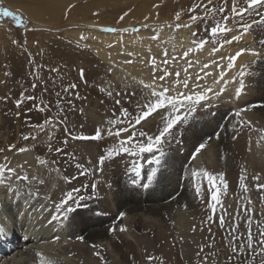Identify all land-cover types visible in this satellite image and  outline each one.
I'll list each match as a JSON object with an SVG mask.
<instances>
[{
    "label": "rangeland",
    "instance_id": "1",
    "mask_svg": "<svg viewBox=\"0 0 264 264\" xmlns=\"http://www.w3.org/2000/svg\"><path fill=\"white\" fill-rule=\"evenodd\" d=\"M238 3L246 7L243 0H238ZM47 4L52 6L48 5V9ZM194 4H207V0H0V9H7L21 17L22 21L18 24L13 16L0 14V163H7L17 172L15 176L6 174V179H0V183L4 182L5 187L0 191V210L1 207L7 208L5 205L11 206L7 203H12L14 209L9 211L17 213L20 201H30L34 203V209L45 208L44 211L53 215L56 212L55 205L59 203L56 201L57 196L79 188L80 192L73 193V196L77 199L80 196L84 198L78 205L70 201L71 207L75 206L73 210L83 207L89 209L99 221L89 224L87 231L108 225L105 235L101 237V242L106 244V248L100 246L98 255L108 250L120 264H261L264 255L250 253L248 250L233 253L231 248L233 236L241 238L236 241L237 246L246 242L249 231L246 206L252 209L251 233L254 241L259 240V230L264 228V108L259 99L254 100L258 102L235 106L215 101L216 98L202 101V107L198 106L195 113L187 116L174 128L172 136L168 137L163 145L164 157L159 165L148 163L153 158L148 153L137 157L123 153L106 159L102 166L98 163L99 157L118 143L116 137L107 135V130H115L119 125H110L108 121L119 118L121 108L127 109L135 116L138 114V105L143 106L151 98V93H144V89L135 85L132 79L96 55L90 39L95 35L88 28L91 26L85 24V20H93L92 27L100 32H113L107 29L118 28V38L121 40L115 38L118 41H113L110 38L107 43H112L114 48L116 43H120L119 48H115L117 52L121 48L118 52L120 55L131 47L127 41L120 38L121 36L142 30L143 33L145 30L148 33L149 29L153 28V32L149 31L153 33L151 36L156 35L159 42L162 40L165 46L161 42L160 49L152 47L150 50L149 46L153 45L150 41V45L146 44L147 49H142L144 44L140 47L137 42L133 48L136 60L123 59L135 61L136 64L142 65V68H149L151 65L149 69L153 76L150 61L154 55L156 75H163L162 69L167 70L171 75L166 77L163 83L168 81L174 85L172 88L175 90H171L173 94H169L176 95L177 92L183 93L185 89L194 90L195 85L205 86L208 78H211L210 70H205L204 67L210 63L205 60L206 57L198 62L200 69H193L192 66L190 68L181 59L177 47L174 46V50L173 45L165 42V39H181L177 35L183 27L175 32L177 23H189L190 15L193 14L203 15L201 8H197L195 13L189 12ZM221 5H225V12H217L214 18L210 17L207 21H197L192 26L190 36L193 39L208 38L207 45L211 49L217 47V44L211 42L205 28L210 29L216 21L223 23V15H228V27L236 33H226L223 38H218V42H223L225 38L231 40V35H236L240 37L236 44H232V41L224 45L245 46L247 40L244 36L249 34L251 39H255H252V47L264 54V44L261 42L264 37V22H261L264 20V11L263 16L261 15L264 4L249 9L234 19L231 13L232 0H212L208 6L219 8ZM177 13L180 14L179 21L175 19ZM121 16H124L123 20H120ZM145 17L150 20L145 21ZM243 23L252 24L255 28L252 26L247 33L242 34L239 26ZM74 27L78 28L75 34L72 32ZM164 27L165 30L169 27V31L173 27L165 39L155 33L156 29L164 30ZM124 28L130 31L124 33L121 31ZM133 28L140 31H131ZM192 32H197V37H193ZM165 50L167 57L164 55ZM220 57L221 55L213 60L214 64L222 62ZM165 59L169 61L168 65L163 64ZM81 69L84 73L83 79ZM185 69L188 88L182 84L186 77ZM251 70H254L252 74L261 76L257 67H251ZM177 73L179 77H175ZM197 74L201 79L197 80ZM237 78L234 80L235 87L222 81L215 92H220L221 88L224 91L216 97H223L231 91L236 95L233 90L241 87V80ZM33 84L36 85L35 88L32 87ZM72 84H75L76 88H69ZM66 88L69 90L65 91ZM254 90L255 88H251L248 92H255ZM109 91L113 95L109 96ZM243 92L242 88L240 98L244 97ZM116 93L120 95L117 96ZM29 96L35 99H27ZM17 100H22L19 107ZM116 100H120V104H116ZM241 109L245 111L241 112L239 117L235 116ZM180 114L183 116V111ZM49 118L52 123L44 125ZM36 125H44L43 130L35 127ZM162 126L161 116L153 113L146 121H142L141 125H137L135 130L137 133L144 131L154 136ZM97 128L104 130L100 140L73 138L91 137L95 135ZM126 135L128 134L122 133L120 138L123 139ZM25 136L29 139H24ZM33 136L36 139H32ZM201 143L205 147L195 153V148ZM21 148L27 150L20 152ZM56 148L62 151L56 152ZM26 153H30L33 161L31 159L30 168L23 174L25 169L19 168L23 166V156L27 155ZM13 155L16 157L13 158ZM39 158L46 163L40 164ZM193 160H197V165ZM137 162L143 165L138 178L134 177L132 172V167ZM78 163L86 165L85 168L91 174L82 177L79 174L82 169L76 167ZM44 168H48L47 179L44 178L46 176L40 177L38 173ZM32 171L35 172L33 175ZM203 172L214 177L223 173L226 182L225 186L219 179L214 181L217 188L213 191L218 193L221 201L220 205L215 206L214 214L208 207L209 185L203 177ZM149 173H152L151 181L147 179ZM21 175H27L29 178L21 182L23 187L18 186L16 182V176ZM73 177L75 179L70 182L66 179ZM134 178L138 180L135 184L132 183ZM93 183L96 184L95 190L90 186ZM241 183L247 191L241 187ZM145 184L147 187H144ZM196 188H200L199 196ZM93 191L101 193L93 196ZM17 193L16 198L11 195ZM105 203L109 211L103 209ZM129 205H134V209ZM103 210L110 212V216ZM113 211H116L117 215L111 214ZM120 213H124V216L121 217ZM69 214L67 224L64 219L60 223L63 227L69 224L64 227L66 232L63 240H72L70 235H66L73 233L76 234L73 239L81 242L86 232L83 226L77 228L76 221L70 225ZM222 214H225L223 227L220 226ZM209 216L213 219L209 220ZM9 217L11 218L10 213H7V221H11ZM127 220L133 221L129 227H126ZM2 223L0 220V225ZM7 224L11 225L10 222ZM121 226L126 229L128 243L123 241V237L117 241L112 240V233L118 228L120 230ZM233 227L235 232L232 231ZM83 242L91 243L90 248H96V243L90 238ZM253 248L258 250L259 245L254 242ZM1 253L0 263L10 264L7 261L13 254L5 258ZM26 257L25 254L18 255L17 259L24 260ZM66 257L74 256L70 254ZM148 257L154 259L150 261ZM106 264L109 262L106 261Z\"/></svg>",
    "mask_w": 264,
    "mask_h": 264
},
{
    "label": "bare ground",
    "instance_id": "2",
    "mask_svg": "<svg viewBox=\"0 0 264 264\" xmlns=\"http://www.w3.org/2000/svg\"><path fill=\"white\" fill-rule=\"evenodd\" d=\"M50 4H47L46 6L48 7V5H50ZM51 6L52 5H50L49 7H51ZM49 7H48V9H49ZM87 9H88V7H87ZM262 9L263 10H262L261 15L263 16L264 7ZM148 20H150V19H148ZM85 21H86L85 24H88L87 26H91L88 28L91 29L92 34L96 36V37L91 36V38H90L91 42H92V49L95 51L96 55L100 59L104 60L105 62L113 65L116 68V70L117 69H118V71L120 70V72L124 73L126 76H128L130 79H132L131 81H133L135 85H138L144 89V93H146V94L151 93V91H152L151 88H145L144 87V84H151L153 82V76L151 75L152 72H150L151 70L149 69V68H151V65H149L150 66L149 68H142L141 67L142 65L140 66L139 64H136L135 61H131V63H128L127 60H124L123 58L135 59L136 53L134 52L135 50L133 51V48L137 42H139V43H137L139 45H141L142 43L144 44L143 47H142V45L140 46V47H142V49L143 48L147 49L146 44L149 43L150 41H152L153 45L149 46L150 45V43H149L148 49H150L152 47H153V49H156V50L160 49L159 47H161V45H162V44H160L162 42V40H161V42H159L158 39H157L158 41L152 39L151 35L153 34L152 33L153 28L151 29L152 32H149V31H151L149 28H148L149 29L148 33L145 30V32L147 34L145 32L143 33L142 32L143 30H142L141 32H134V33H130V34L127 33V34H124L123 36H121L120 38H123L125 41H127L131 45V47H130V49H129V47L127 48L126 53L123 52L124 54L121 53V55H120V54H118V52L121 48L118 50V52L115 49L116 47L119 48L120 43H116L115 48L112 46V43H111V45H110V43H107L110 41V40L108 41V39H110V38H112L113 41H115L118 38V36H119V32H117L118 30L115 32L96 31L95 27H92V25L94 24L93 20H85ZM252 26H253V28H255L254 25H252ZM165 28L166 27H164V30H165ZM168 29H169V27H168ZM168 29H166L164 31L163 29L159 28V29H156L155 33L156 34L159 33V37L164 38L166 36V34H168V32L170 33V31L173 29V27H172V29L170 28V31ZM138 31H140V30H138ZM176 31H177V29L175 30V32ZM191 31H192V27L191 28H184L183 27L181 29V33H179V35H177V37H181V39H178L177 41H168L167 39L164 38L166 40L165 42L168 45H170V46L173 45L172 49H174L173 48L174 46H175V48L177 47L178 53L181 56V59L184 60L183 62H185L186 66L189 65V62H191L192 68L197 69L199 67L198 62L202 61L203 57H206L205 60L210 61L207 69H209L210 70L209 72H211V74H210L211 78L210 79L208 78L209 81L208 82L206 81L207 83L205 84V86L196 87V88H194V90H190V89L186 90L185 89V91H183V93L190 94L191 92H203L205 89H211V91H209L207 93V95L211 99L216 98L215 101L217 100L221 103H225V104L227 103V105L235 106V105H242V104L249 103V102H258V101H254V100L259 99L260 100L259 102H261L260 103L261 106H263V108H264V54L261 53L260 50L253 48L254 46L252 47V44H253L252 39H254V38L251 39L249 34H245L244 39L247 40V42H245L246 43L245 46H242V45L240 46V44L237 46L233 45V47L231 45H224L223 48H221L220 51H218L217 53H212V49L206 44L199 51H193V52L189 53V55L187 57H184V52H186L189 48L195 49V47H196V45L193 44L194 39L190 36ZM72 32L74 34L77 33L78 28L74 27ZM178 32H180V31H178ZM235 33H236V31L232 30V32L230 34H235ZM231 37H232V35H231ZM118 40H119V38H118ZM118 40H116V41H118ZM254 41H255V39H254ZM111 42H112V40H111ZM261 42H263V44H264V37L261 40ZM154 43L156 44L155 46H154ZM162 43H164V42H162ZM236 43H237V41H234L232 44H236ZM159 44H160V46H157ZM168 45H167V49H168ZM107 46H109V47H107ZM164 46H165V43H164ZM121 47H123V46H121ZM106 48H109L110 50L107 51ZM113 48H114V50H113ZM241 49L254 50L259 55H251V54H249L248 51H244L240 56L237 57V59L234 62H232L233 67L229 68L228 65H229L230 61L228 59H222V57L234 56ZM174 50H176V49H174ZM144 51H146V50H144ZM129 53H131L132 55H129ZM219 55H221L220 58L222 59V62L214 64L213 60H216L215 58L218 57ZM152 56H153V58H155L154 55H152ZM144 58H146V57H144ZM158 58H159V56H158ZM198 58H200V59H198ZM133 59H131V60H133ZM155 60H156V58H155ZM145 61L143 60V62H145ZM176 61H174V62L177 63ZM257 63H261V65H257ZM217 65H219V67H217ZM191 66H189V67L191 68ZM251 67H253V68L257 67L260 70L259 73H261V76L257 77L256 74H254V73L252 74V72H254V70H251ZM199 69H200V67H199ZM158 70H160V69H158ZM205 70H206V68H205ZM241 71H244L246 73V75L241 77L240 76ZM159 72H161V71H159ZM156 76H157V79L155 82V86H157V90H160V88L158 87L160 85L168 87L170 89V92H171V90H173L174 85H171V83L168 81H166L167 83H163L164 81H160L158 79L159 76L158 75H156ZM175 77H177V76H175ZM237 77H239V78H237ZM236 78L243 80L244 97L243 96H242V98L237 97L236 95L231 93L232 91L230 92V94H226V95L224 94L226 97L225 96L216 97L217 95H214V93H216L215 91H217L216 90L217 87L222 83V81H226V83H228L229 86L233 85V87H235L234 86V83H235L234 80ZM171 79H173V78H171ZM237 81H239V80H237ZM141 82H143V83H141ZM245 82H248V83L244 84ZM251 88H255V90H254L255 92H252V91L248 92L249 89H251ZM236 89L233 91H236ZM65 152H67V151H65ZM12 154H11V156H12ZM14 157H16V155H13V158ZM31 157L32 156H30V153L23 156V158H24L23 166L21 169L19 168V170L25 169L23 174H26L27 173L26 171H28V168H30V166H31V163L33 161V159H32L33 157L32 158ZM31 159H32V161H31ZM39 160H42V159L39 158ZM196 162H197V160L194 161L195 164H196ZM2 163H4V162H2ZM84 167H86V165ZM89 167H90V165H89ZM47 169L44 168L43 171L40 170L41 172H38L40 175L39 174L38 175L40 177L46 176L44 178L47 179L48 178L47 177L48 176L47 175L48 174ZM91 169L93 170V168H91ZM16 173L17 172L15 170V174ZM34 173L35 172L32 171L31 175H33ZM72 173L75 176V171H73ZM7 179H9V178H7ZM16 182H18V186L20 185L21 187H23V185H21L22 180H18ZM3 184H4V182L0 183V191L5 188L3 186ZM62 186H64V182H63ZM65 187H66V185H65ZM65 187H63V188H65ZM58 190L59 189H57V191ZM67 190H68V188L66 189V192H67ZM69 190H70V187H69ZM10 192H7V193L9 194ZM13 192H14V190H13ZM99 193H101V192H99ZM99 193L96 191H93V196H95ZM65 194L66 193L59 194V196H57V199H56L57 203L60 202L62 199H64ZM11 195H13L15 197L18 195V193L17 194H11ZM54 196H55V194L53 193L52 197H54ZM83 198H84V196H83ZM84 202H85V200H84ZM7 204H10L11 206L5 205L7 208L2 209V207H1V210H0V220L3 221V223L0 225V226H2V228H0V252H2L1 255L5 258H8L11 254H13L11 258H8V261H7L8 263H10V264H106V261H108L109 264H120V262L116 259L115 255L109 253L108 250H105L102 254L98 255V252L100 253V251H99L100 246H104L103 248H106V244L105 243L103 244L101 242V240H102L101 237H103L105 235V230L107 229L108 225L102 226L99 229L90 227L91 229L89 231H87L89 224H94V223L99 222L95 219V217H93V214L91 213L92 211H88L89 209L87 210L84 207L80 208V209H74L73 210L74 212H71L68 215L69 216L68 220H69L70 225L75 223V221H76L77 225H78L77 228H79V226H81V227L83 226V228L86 232V235H84L86 238H84V236H82L81 242H78L80 240L73 239V237L76 234L74 235L73 233L72 234L67 233L66 236L70 235V237L72 238V240H69L70 241L69 242L68 240H66V241L63 240V237L65 236L64 233L66 232L64 227H67L69 224L65 225L64 227L60 224L64 220L66 221V224H67V219H64V220L61 219L59 221H52L50 223L51 218H52V215L50 214V212L44 211L45 208H43L42 210L34 209L35 208V207H33L34 203L30 202V201H26V202L20 201V207L17 210V213L16 212L11 213L12 210L14 209V207L12 206L13 205L12 203H7ZM106 205L107 204L105 203V205L103 206V209L107 208ZM129 207L134 209V205H129ZM9 210H11V212ZM109 210L110 209H106V211H109ZM103 211H105V210H103ZM106 211H105V214H108L107 216H110V212H106ZM7 213H10L11 218L9 217V219L11 221L6 220ZM111 214L117 215V212L113 211V212H111ZM12 216H13V218H12ZM127 221H128V223H127ZM127 221H126V227H127V225L129 227V225L133 221H130V220H127ZM7 222H10L11 225L7 224ZM13 222L15 223L14 225H13ZM86 225H87V227H86ZM131 227H133V226H131ZM130 229H132V228H130ZM125 233H126V231L120 232V230L118 228L117 231L112 233L113 235H111V237H113V239L112 238L111 239L117 241L118 238L123 237V241L125 240V241H127L125 243H128V238H127V236H125ZM58 234L59 235L61 234V235L58 236ZM131 234H133V232H131ZM87 235H89L88 238H90L91 241H94L96 243V244H94V246L96 245L95 249L90 248V247H92L91 243L83 242V241H85V239H88ZM131 236H133V235H131ZM103 248L101 247L100 249L103 250ZM129 250H130V248H129ZM114 251H116V250H114ZM37 253H39L40 255L38 256ZM23 254H25L27 256L24 260H21L20 259L21 257L19 259H17L18 255H23ZM70 254H72L74 257L73 258L66 257ZM0 264H4V263H0Z\"/></svg>",
    "mask_w": 264,
    "mask_h": 264
},
{
    "label": "snow or ice",
    "instance_id": "3",
    "mask_svg": "<svg viewBox=\"0 0 264 264\" xmlns=\"http://www.w3.org/2000/svg\"><path fill=\"white\" fill-rule=\"evenodd\" d=\"M244 4L246 7H242L239 5L238 0H232V7H231V13H232V18L234 19L237 16H242L243 13H245L247 10L255 8L259 5L264 4V0H243ZM212 0H207V4H194L192 8L189 9L190 13H195L197 8H201L203 11V15L198 16V15H190V22L186 24H180L177 23L175 25L176 29H179L181 27L184 28H191L193 24H195L197 21H207L210 17L214 18L215 14L218 13H224L225 12V5H221L219 8L216 7H209L208 5H211ZM0 14H3L5 16H13V18L16 20V22L19 24L21 23V17L14 15L13 13L9 12L7 9H0ZM125 16L127 13L124 14ZM124 16L120 17V20H123ZM148 18L145 17V20ZM175 19L177 21L180 20V14L177 13ZM223 23L220 21H216L214 26H212L210 29L205 28V31L208 33V36L211 37V42L213 44H217V47L212 48V53H217L220 51L221 48H223L224 44H230L232 41L238 40L240 37L236 35H232L231 40L224 39L223 42H218V38L224 37L226 33H231L232 29L228 27V22L230 20V17L228 15H223L222 17ZM261 22H264L262 20ZM255 23V21H254ZM252 27V24L248 23H243L239 26L241 33H247L250 28ZM107 31H117V29H107ZM121 31L123 32H128L130 29L124 28ZM131 31H138V29H131ZM193 37H197V32H192ZM158 37L156 35L152 36L153 40H156ZM81 39H85L84 37H81ZM207 43H209L208 38H200V39H194L193 44L196 45L195 49L189 48L186 52H184V57H187L189 53L193 51H199L202 49ZM244 51H248L249 54L251 55H259L256 53L254 50H245L241 49L238 51L234 56L230 57H222V59H228L230 61L228 67L231 68L233 67V63L238 56H240ZM129 55H132L129 53ZM165 57H167L168 53L167 50L164 52ZM183 58V57H182ZM175 59V57H173ZM128 63H131V61H127ZM214 62V61H213ZM150 63L153 66V82L151 84H144L145 88H151V98L147 100V102L143 105L140 106L138 105V114L133 116L128 112L127 109L121 108L120 110V117L115 119V120H110L108 123L110 125H119V127H116L115 130L113 128H109L107 130V135L109 137H116L118 140L117 145H115L113 148H109L107 150V153L105 155H101L99 157V165L102 166L103 163L105 162L106 159L112 158L114 155H120L123 153H126L132 157H137V156H142L144 153L151 154L153 158L148 161V163L159 165L164 157V148L163 145L167 141L168 137L172 136L174 128L183 122V120L195 113L197 111V107L200 106L202 107V101H208L209 97L207 93L211 91V89H205L203 92H191L190 94L182 93V92H177L176 95H170V89L166 86L160 85L158 86L160 90H157V86H155V82L157 79L156 76V61L155 58H153ZM163 64L168 65L169 61L165 59L163 61ZM189 66H191V62H189ZM205 68L208 67V65H204ZM219 67V65H217ZM52 71H57V69H52ZM163 75H160L158 79L160 81H165L166 77H169V72L167 70H163ZM186 72V77L182 81L183 86L185 88H188V78H187V70L185 69ZM81 73V79L84 77L83 69L80 70ZM177 77H179V73L176 74ZM246 73L244 71H241L240 76L243 77L245 76ZM197 80L201 79V77L197 74ZM178 83L180 81H177ZM143 83V82H141ZM241 87L236 89V96L239 97L243 88V80H241ZM33 88L36 87L35 84L32 85ZM195 87H199V85H195ZM69 88L74 89L76 88L75 84H72L69 86ZM69 89L66 88L65 91H68ZM175 89H173L174 91ZM101 91H104V89H101ZM224 91L223 88L220 89V92L215 93V95H219ZM109 96L113 95L111 91L107 93ZM22 96L24 95L23 93L21 94ZM117 96L120 95V93H116ZM134 95V93H133ZM29 100H34L35 97L29 96L27 97ZM116 104H120V100L115 101ZM17 107L20 106L22 103V100H17ZM43 110V109H41ZM183 111L184 115L182 116L180 113ZM245 111V109H241L240 111L235 113V116L239 117L241 112ZM153 113L158 114L161 116V121L163 126L159 129L157 135H148L144 131H140L139 133L136 132V126L141 125L142 121H146L147 118H149ZM52 120L49 118L44 122V125L46 124H51ZM44 125H36L35 127L40 128L43 130ZM103 133L104 130L97 128L95 135L91 137H73L75 138H80V139H92V140H100L103 138ZM125 133L128 134L125 136V138L121 139V134ZM32 139H36L35 136L31 137ZM51 138V137H50ZM24 139H29V137L25 136ZM66 143V141H65ZM205 145L203 143L199 144L195 148V153H199L202 148H204ZM27 149L21 148L19 149L20 152L26 151ZM56 152H61L62 149L56 148ZM2 151V150H0ZM156 153H159V155H155ZM195 153L193 154V158H195ZM5 160L7 158L5 157ZM40 164H45L46 161L44 160H39ZM76 167L78 169H82L80 171V175L85 176L91 174L90 171L84 167L82 164H77ZM143 167L142 164L140 163H134L132 167V172L134 173V177L138 178L141 175V168ZM6 174L8 176L14 175L15 170L10 168L7 163H0V179L5 178ZM196 173H193V177H195ZM203 177L207 181L209 185V193H210V201L208 204L209 209L212 210L213 214L215 213V206L220 205L221 201L218 198V193L216 191H213V189L217 188V185L215 184V180L219 179L221 184H224L226 186V182L224 181V175L223 173H220L218 177H214L207 172H203ZM17 180H22V181H27L29 178L27 175H21L16 177ZM69 180L75 179L73 178H66ZM147 179L151 181L152 179V173H149L147 176ZM243 177L241 180L243 181ZM137 179H133L132 183H137ZM93 190L96 188V184L93 183L91 185ZM144 187H147V184L144 185ZM241 187L245 188L244 184L241 183ZM259 187V186H258ZM245 191L247 189L245 188ZM80 189L79 188H73L72 191L68 192L65 194V198L62 199L58 204L55 205L56 212L55 214L52 215L51 221H59L61 219H67V214L71 213L73 211V208L71 207V204L69 203L70 201L72 203L79 204V201L83 200V197L80 196L78 199L73 196V193H79ZM196 193L199 196L200 195V188H196ZM251 202L249 201V204ZM252 209L250 207H245V212L248 213L249 215L247 216L248 220V235L245 243L239 244L237 246L236 241L241 239L240 237H235L233 236V241L231 242V248L233 253H243L245 250H248L250 253H256L257 255H264V228H261L259 230V240L254 241V237L251 233V220L252 217L250 215ZM226 214V213H225ZM222 214L220 216V226L223 227L225 220H224V215ZM120 216L123 217L124 213H120ZM209 220H212L213 217L209 216ZM126 229L121 226L120 231H125ZM110 231H115V229H110ZM232 231L235 232V227L232 228ZM257 243L259 245V249H254L253 248V243ZM39 256L40 254L37 253ZM148 260L154 259L153 257H148ZM261 264H264V260L261 261Z\"/></svg>",
    "mask_w": 264,
    "mask_h": 264
}]
</instances>
